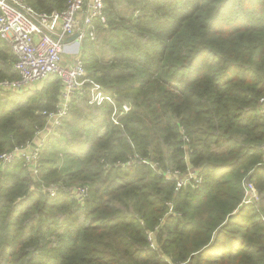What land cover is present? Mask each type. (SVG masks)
Returning a JSON list of instances; mask_svg holds the SVG:
<instances>
[{"label": "trees", "instance_id": "1", "mask_svg": "<svg viewBox=\"0 0 264 264\" xmlns=\"http://www.w3.org/2000/svg\"><path fill=\"white\" fill-rule=\"evenodd\" d=\"M104 4L80 57L117 123L109 102L72 98L36 176L20 158L0 168V264H264V0ZM13 61L0 37V81L17 77ZM60 89L51 74L6 92L0 153L45 126ZM189 169L200 181L176 188L168 171ZM247 184L258 201H244Z\"/></svg>", "mask_w": 264, "mask_h": 264}, {"label": "built area", "instance_id": "2", "mask_svg": "<svg viewBox=\"0 0 264 264\" xmlns=\"http://www.w3.org/2000/svg\"><path fill=\"white\" fill-rule=\"evenodd\" d=\"M107 24L104 0H67L65 7L50 13L34 10L25 0H0V37L7 43L13 56V70L17 77L0 81V90L22 92L38 88L51 74L61 80L58 102L54 110L46 112V124L37 130L32 139L14 147L11 151L0 153V168H5L15 158L23 161V166L36 176L39 161L50 138H59L58 127L69 110L72 98L85 96L88 103L100 106L109 102L114 110L111 118L117 123L118 108L115 97L104 92L103 87L86 76L84 63L80 57V45L85 38H94L98 29ZM77 35L73 40L66 38ZM76 43L78 49L70 46ZM130 105L124 104L121 112H127ZM258 113L264 117V96L258 100ZM264 148V143H263ZM146 162V161H144ZM155 166V164H153ZM177 178V187L186 185L194 179L200 181L195 170L180 173L168 171ZM72 192L79 199L87 195L85 186H75ZM258 200L252 184L245 188L244 201ZM151 246L154 234L148 232ZM182 264V263H181Z\"/></svg>", "mask_w": 264, "mask_h": 264}, {"label": "crops", "instance_id": "3", "mask_svg": "<svg viewBox=\"0 0 264 264\" xmlns=\"http://www.w3.org/2000/svg\"><path fill=\"white\" fill-rule=\"evenodd\" d=\"M70 46H72L74 49H78V45L76 43H72V45H68L66 47V51H65V54L68 53V50L67 49H70Z\"/></svg>", "mask_w": 264, "mask_h": 264}, {"label": "rangeland", "instance_id": "4", "mask_svg": "<svg viewBox=\"0 0 264 264\" xmlns=\"http://www.w3.org/2000/svg\"><path fill=\"white\" fill-rule=\"evenodd\" d=\"M5 95H6V92L0 90V102H1V100L4 98ZM91 105H92V104H91ZM255 201H258V200L255 199Z\"/></svg>", "mask_w": 264, "mask_h": 264}, {"label": "water", "instance_id": "5", "mask_svg": "<svg viewBox=\"0 0 264 264\" xmlns=\"http://www.w3.org/2000/svg\"><path fill=\"white\" fill-rule=\"evenodd\" d=\"M75 37H77V35H76V34H75V35H73V36H70V37L66 38V40H65V41H70V40H73Z\"/></svg>", "mask_w": 264, "mask_h": 264}]
</instances>
